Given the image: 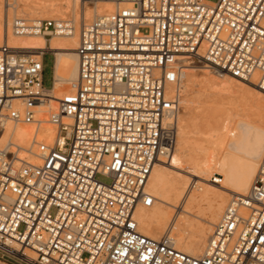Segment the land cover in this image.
I'll return each instance as SVG.
<instances>
[{
  "label": "built area",
  "instance_id": "built-area-1",
  "mask_svg": "<svg viewBox=\"0 0 264 264\" xmlns=\"http://www.w3.org/2000/svg\"><path fill=\"white\" fill-rule=\"evenodd\" d=\"M16 1L2 5L15 11ZM110 1L112 11L80 19L77 76L61 98L44 83L43 60L51 52L37 58L0 45V135L8 123L33 127L30 147L12 142L0 147V259L264 264L259 176L246 194L231 196L198 256L177 249L169 230L156 239L142 234L134 217L138 205L153 204L147 188L151 170L174 149L186 65L204 61L215 72L254 79L262 91L264 0ZM10 28L16 35L48 38L72 33L74 23L20 12L11 17ZM44 124L52 135L37 138Z\"/></svg>",
  "mask_w": 264,
  "mask_h": 264
},
{
  "label": "bare ground",
  "instance_id": "bare-ground-1",
  "mask_svg": "<svg viewBox=\"0 0 264 264\" xmlns=\"http://www.w3.org/2000/svg\"><path fill=\"white\" fill-rule=\"evenodd\" d=\"M2 1L0 45L6 43L10 47L25 49L37 58L43 51L51 52L52 83L48 88L54 98H61L77 76L75 49L80 19L110 12L115 3L110 0L93 4H81L79 0H17L14 11L11 8L6 10ZM20 12L31 19L70 18L74 30L70 34H52L48 38L41 33L16 35L11 31L10 20ZM209 69L212 67L206 63L194 69L190 64L186 65L183 75L186 85L199 84L205 92L198 120L194 119L197 124L191 117L193 122L185 120L186 116L182 113L189 101L188 91L180 99L176 145L168 159L154 164L147 182L154 202L148 207L138 205L134 210L138 230L142 234L156 239L169 230L174 246L191 256L203 252L208 237L206 233H211L231 196L246 194L254 178L245 184L243 172L236 161L247 160L258 165L260 156L251 159L232 152L227 147L233 139L232 134L235 133L237 139L240 137V124L249 129L254 138L264 132V94L252 83L254 79L248 82L226 72ZM51 103L54 104L53 101ZM39 108L44 110L45 106ZM6 128L0 135V147L7 142L24 148L31 146L32 126L8 123ZM51 135V126L44 124L37 138L48 139ZM245 148L258 151V145H245ZM173 158L178 161L177 164L172 163ZM218 177L220 183L215 181ZM156 233L160 234L155 236ZM0 264L5 263L0 261Z\"/></svg>",
  "mask_w": 264,
  "mask_h": 264
},
{
  "label": "snow or ice",
  "instance_id": "snow-or-ice-1",
  "mask_svg": "<svg viewBox=\"0 0 264 264\" xmlns=\"http://www.w3.org/2000/svg\"><path fill=\"white\" fill-rule=\"evenodd\" d=\"M11 62L15 63V61ZM217 63H219V61H217ZM211 70L212 69H209V71ZM261 89L264 91V85H261ZM68 99H73V97L69 96ZM69 111H71V109H69ZM238 126L242 129L240 137L237 139L236 134L233 133V139L228 142L227 147L232 152L238 155L243 154L246 157H250L251 159H255L258 155L261 157L260 163L258 165H254L247 160L236 161L243 172V182L245 184L250 183L253 176H259L261 179H264V132H262L258 138H254L251 136L250 130L247 129L243 124ZM61 144H63V141H61ZM245 145L253 147L258 145V151H248L245 148ZM172 163L177 164L178 161L173 158ZM57 167H59V165H57ZM256 169H259V171ZM29 183H31V181H29ZM261 199H264V197H261ZM69 239H71V237H69ZM260 239L264 241V236L260 237ZM212 243L215 244V241H212ZM149 251H152V249H149ZM140 259L144 260L146 257L141 255ZM236 259V257H233L234 261ZM261 259L264 260V256H262ZM85 264H92V261H86Z\"/></svg>",
  "mask_w": 264,
  "mask_h": 264
},
{
  "label": "rangeland",
  "instance_id": "rangeland-1",
  "mask_svg": "<svg viewBox=\"0 0 264 264\" xmlns=\"http://www.w3.org/2000/svg\"><path fill=\"white\" fill-rule=\"evenodd\" d=\"M211 1H215V0H211ZM78 7H79L78 12H79V10H80L79 2H78ZM89 17L90 16H88L86 18H89ZM43 61H44V83H45V85L50 86L51 80H52V64H53L52 55L49 54V53H46L45 56H44V60ZM204 63H205L204 61L195 60L194 62L190 63V66H193V69H194V68L200 67ZM184 84H185V86H184ZM185 87H186V91H185ZM188 91L190 92V94H188V96H187V98L189 97L188 98L189 101H187L188 104L186 102V108L184 109V111H182V113H183L184 117L186 116L185 120L190 119V117H191L192 120H194V119H196L198 117V115L200 114V110L202 109L200 107V105L202 104L203 100L205 99V97H204L205 96V92L203 91L202 87L199 84H195V85H192V86L186 85V83L184 82V78H183V91H182V94L183 93L186 94V92L188 93ZM181 97H182V95H181ZM181 97H180V99H181ZM197 106H199V107H197ZM180 112H181V110H180ZM191 119L189 121H192ZM196 120H198V118ZM196 120H194V122L197 124ZM175 145H176V143H175ZM158 234H160V233H156L155 236H157ZM206 234H207L206 237L209 236L208 235L209 232H207ZM0 261H3L5 264H11V263L6 262L5 260H2V259H0Z\"/></svg>",
  "mask_w": 264,
  "mask_h": 264
}]
</instances>
